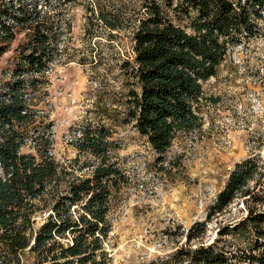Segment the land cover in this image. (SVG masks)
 I'll return each instance as SVG.
<instances>
[{
    "label": "trees",
    "instance_id": "1",
    "mask_svg": "<svg viewBox=\"0 0 264 264\" xmlns=\"http://www.w3.org/2000/svg\"><path fill=\"white\" fill-rule=\"evenodd\" d=\"M37 7L0 0V61L25 34L13 69L0 79V264H112L111 201L128 178L113 160L110 129L87 128L73 142L78 156L62 161L38 124L33 92L59 54L60 33ZM123 8L101 9L98 17L110 31L131 32V55L119 65L123 121L163 161L180 133L202 127L204 84L231 48L264 36V0H142L133 12ZM28 141L34 152L23 151ZM236 201L244 216L223 220L205 241L208 222ZM186 237L176 264H264L260 157L236 164L206 219Z\"/></svg>",
    "mask_w": 264,
    "mask_h": 264
},
{
    "label": "rangeland",
    "instance_id": "2",
    "mask_svg": "<svg viewBox=\"0 0 264 264\" xmlns=\"http://www.w3.org/2000/svg\"><path fill=\"white\" fill-rule=\"evenodd\" d=\"M28 1L60 33L59 54L33 92L38 124L51 135L57 159L77 157L73 142L87 128L105 126L117 144L113 160L128 178L112 196L111 263L176 264V252L188 247V229L206 219L236 164L250 156L264 164V36L231 48L204 84L202 127L180 133L159 161L123 121L119 65L131 55L130 29L110 31L98 18L101 9L133 12L142 0ZM24 39L18 34L2 56L0 79L10 74ZM32 146L28 141L23 151L34 152ZM239 202L208 222L205 241L212 242L223 223L244 216Z\"/></svg>",
    "mask_w": 264,
    "mask_h": 264
}]
</instances>
